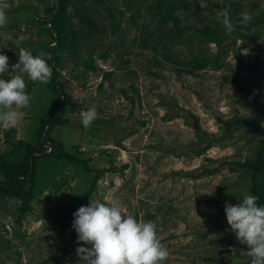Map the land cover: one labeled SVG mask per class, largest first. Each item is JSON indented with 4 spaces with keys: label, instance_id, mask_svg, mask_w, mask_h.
<instances>
[{
    "label": "rangeland",
    "instance_id": "1",
    "mask_svg": "<svg viewBox=\"0 0 264 264\" xmlns=\"http://www.w3.org/2000/svg\"><path fill=\"white\" fill-rule=\"evenodd\" d=\"M56 1L0 0L9 70L19 48L43 51L65 93L25 74V116L0 126L7 163L21 158L23 141L38 146L23 179L29 196L0 193V264H81L76 249L87 245L77 243L73 213L90 199L154 222L170 253L163 264H248L225 204L251 194L235 162L264 140V0H66L58 40ZM222 7L231 34L216 19ZM242 12L253 17L246 25ZM91 107L98 118L85 128L81 113ZM51 118L44 128L74 160L39 143Z\"/></svg>",
    "mask_w": 264,
    "mask_h": 264
},
{
    "label": "clouds",
    "instance_id": "2",
    "mask_svg": "<svg viewBox=\"0 0 264 264\" xmlns=\"http://www.w3.org/2000/svg\"><path fill=\"white\" fill-rule=\"evenodd\" d=\"M0 4V28L7 23L6 8ZM37 7H41L37 5ZM241 24H248L252 15L240 14ZM216 19L226 32L231 34L235 26L228 7L216 12ZM27 37L19 36V41ZM43 51L33 55L26 48H19L18 62L9 65V57L0 54V126L11 128L20 123L25 112L21 109L30 104V95L26 92L25 74L32 82L47 84L52 78V68ZM98 118L94 107L81 113L85 128ZM258 197L242 194L239 203L225 204L227 223L240 244V255L248 259V264H264V206L258 205ZM72 227L77 233L76 249L81 264H163L170 255L167 247L158 236L157 225L152 221L137 220L127 214L117 203L100 202L90 199L86 206H80L73 213Z\"/></svg>",
    "mask_w": 264,
    "mask_h": 264
},
{
    "label": "trees",
    "instance_id": "3",
    "mask_svg": "<svg viewBox=\"0 0 264 264\" xmlns=\"http://www.w3.org/2000/svg\"><path fill=\"white\" fill-rule=\"evenodd\" d=\"M66 0H58L51 6V34L53 38L58 40L60 35V29L58 28V16L62 9V4ZM164 56L167 59L172 60V56L169 52H164ZM47 63L50 66V62L48 58H46ZM55 70L52 69V78L51 83L52 87L56 92L57 96H65V93L62 91L61 87L57 84L55 79ZM0 78L8 79L7 76H3ZM264 95V94H263ZM262 113L264 114V98L261 101ZM62 107V102L59 98L55 100V105L53 108L54 113L60 114ZM60 110V111H59ZM242 121L247 123H253L258 121L255 118L243 116L241 118ZM45 124H52V118L49 120H43L42 126L40 128V133L38 136V140L40 144H47V142L51 143V149L56 151L57 156L60 158H64L66 160H74V157L68 154L63 150V145L60 140L54 139L50 137L48 130L44 128ZM228 125V124H227ZM195 128H197V123H195ZM25 148L23 149V154L19 160L14 164H9L5 161L3 155H0V174L5 177L3 183L0 186V193L7 195H20V196H29L31 190L30 188L25 189L23 185V179L26 177L32 178L31 176V168L33 165V160L37 156L33 154L38 146L36 144L23 141ZM236 166L240 167L243 170H246L250 176V191L251 194L257 196L259 199L257 201L258 205L264 206V140H262L256 150V153L248 158H245L239 162H235Z\"/></svg>",
    "mask_w": 264,
    "mask_h": 264
}]
</instances>
